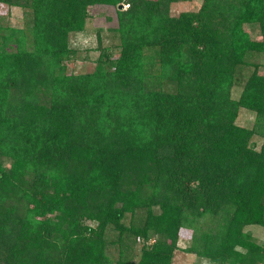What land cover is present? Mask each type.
<instances>
[{
  "label": "trees",
  "instance_id": "trees-1",
  "mask_svg": "<svg viewBox=\"0 0 264 264\" xmlns=\"http://www.w3.org/2000/svg\"><path fill=\"white\" fill-rule=\"evenodd\" d=\"M0 4L26 16L0 15V264H171L183 228L210 264H264V0ZM94 6L118 42L74 72Z\"/></svg>",
  "mask_w": 264,
  "mask_h": 264
},
{
  "label": "rangeland",
  "instance_id": "rangeland-1",
  "mask_svg": "<svg viewBox=\"0 0 264 264\" xmlns=\"http://www.w3.org/2000/svg\"><path fill=\"white\" fill-rule=\"evenodd\" d=\"M197 1L193 2H177L172 3L170 6V13L177 15L181 11L196 9L199 4ZM120 8L124 9V5H120ZM127 7V6H126ZM24 11L19 7H8L0 4V15L8 19L10 25L15 27H23L26 21ZM90 16L88 17L85 29L83 33H69L68 40L70 46L76 48V59L69 63L74 72H83L91 69L93 66L92 61L97 57L99 50L96 49L98 46L106 47L107 45H114L118 42V33L114 31L117 26L116 11L114 8L108 6H94L89 9ZM245 30L250 28L246 25ZM252 39H259L257 32H251ZM116 52H114V55ZM259 72L264 73V66H261ZM253 119L252 114L240 112L238 119L241 125H252L251 120ZM203 223H208L207 218L202 219ZM246 231L250 232L259 242L264 241V228L260 226L250 225L245 228ZM191 230L181 229V240H179V248L175 250L173 260L171 264H210L207 259L196 256L193 253L186 252L184 247L189 244ZM138 251V247H136ZM114 254H117V248L112 247Z\"/></svg>",
  "mask_w": 264,
  "mask_h": 264
},
{
  "label": "built area",
  "instance_id": "built-area-1",
  "mask_svg": "<svg viewBox=\"0 0 264 264\" xmlns=\"http://www.w3.org/2000/svg\"><path fill=\"white\" fill-rule=\"evenodd\" d=\"M124 6H125L124 8H126L127 5H124Z\"/></svg>",
  "mask_w": 264,
  "mask_h": 264
}]
</instances>
